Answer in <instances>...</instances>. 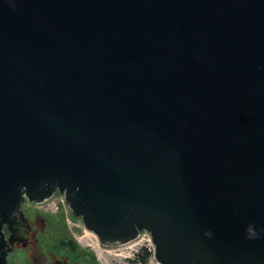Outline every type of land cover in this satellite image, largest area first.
<instances>
[{
  "label": "water",
  "instance_id": "water-1",
  "mask_svg": "<svg viewBox=\"0 0 264 264\" xmlns=\"http://www.w3.org/2000/svg\"><path fill=\"white\" fill-rule=\"evenodd\" d=\"M55 191L102 245L264 264V0H0V264Z\"/></svg>",
  "mask_w": 264,
  "mask_h": 264
},
{
  "label": "rangeland",
  "instance_id": "rangeland-1",
  "mask_svg": "<svg viewBox=\"0 0 264 264\" xmlns=\"http://www.w3.org/2000/svg\"><path fill=\"white\" fill-rule=\"evenodd\" d=\"M29 230H35V247H13L5 256L8 264H46L67 258V264H140L131 263L142 248L153 249L149 232L141 230L138 236L126 243L105 246L93 232L87 230L80 216L73 214L68 203L60 201L55 191L43 202L23 199L19 206ZM25 237V234H22ZM146 264H157L151 257Z\"/></svg>",
  "mask_w": 264,
  "mask_h": 264
},
{
  "label": "trees",
  "instance_id": "trees-1",
  "mask_svg": "<svg viewBox=\"0 0 264 264\" xmlns=\"http://www.w3.org/2000/svg\"><path fill=\"white\" fill-rule=\"evenodd\" d=\"M152 257V250L150 248H142V250L135 254V257L130 261L131 263L146 264Z\"/></svg>",
  "mask_w": 264,
  "mask_h": 264
},
{
  "label": "clouds",
  "instance_id": "clouds-1",
  "mask_svg": "<svg viewBox=\"0 0 264 264\" xmlns=\"http://www.w3.org/2000/svg\"><path fill=\"white\" fill-rule=\"evenodd\" d=\"M246 232L248 233L249 238H255L256 237V232L253 230V227L250 225L246 229Z\"/></svg>",
  "mask_w": 264,
  "mask_h": 264
},
{
  "label": "flooded vegetation",
  "instance_id": "flooded-vegetation-1",
  "mask_svg": "<svg viewBox=\"0 0 264 264\" xmlns=\"http://www.w3.org/2000/svg\"><path fill=\"white\" fill-rule=\"evenodd\" d=\"M15 242H17V240H13L12 243H11V245L14 246V243H15ZM11 245H10V248H11ZM11 249H13V247H12ZM11 249H10V250H11ZM10 250H9V251H10ZM9 251L6 253V256H7V254L9 253ZM50 263H51V262H50Z\"/></svg>",
  "mask_w": 264,
  "mask_h": 264
},
{
  "label": "built area",
  "instance_id": "built-area-1",
  "mask_svg": "<svg viewBox=\"0 0 264 264\" xmlns=\"http://www.w3.org/2000/svg\"><path fill=\"white\" fill-rule=\"evenodd\" d=\"M46 200V199H45ZM65 199H64V196L62 195V194H60V201H64ZM43 202V201H42ZM138 236V235H137ZM151 250H153V249H151Z\"/></svg>",
  "mask_w": 264,
  "mask_h": 264
}]
</instances>
